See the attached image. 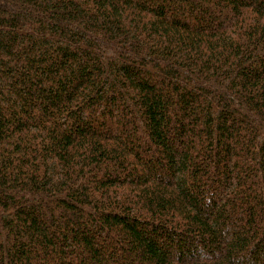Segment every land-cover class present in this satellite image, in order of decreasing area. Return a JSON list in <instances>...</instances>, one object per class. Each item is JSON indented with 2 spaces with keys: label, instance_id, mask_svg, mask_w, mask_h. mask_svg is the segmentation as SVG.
Returning a JSON list of instances; mask_svg holds the SVG:
<instances>
[{
  "label": "trees",
  "instance_id": "16d2710c",
  "mask_svg": "<svg viewBox=\"0 0 264 264\" xmlns=\"http://www.w3.org/2000/svg\"><path fill=\"white\" fill-rule=\"evenodd\" d=\"M0 264H264V0H0Z\"/></svg>",
  "mask_w": 264,
  "mask_h": 264
}]
</instances>
